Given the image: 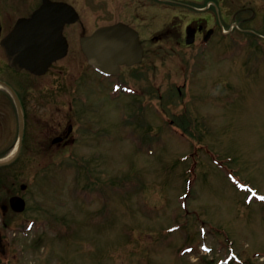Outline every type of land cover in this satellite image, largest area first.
Instances as JSON below:
<instances>
[{
    "label": "rangeland",
    "instance_id": "1",
    "mask_svg": "<svg viewBox=\"0 0 264 264\" xmlns=\"http://www.w3.org/2000/svg\"><path fill=\"white\" fill-rule=\"evenodd\" d=\"M78 64L42 87L43 121L75 124L77 140L35 148L17 264H264V41L226 36L185 80L148 69L142 112L101 85L80 99Z\"/></svg>",
    "mask_w": 264,
    "mask_h": 264
},
{
    "label": "flooded vegetation",
    "instance_id": "2",
    "mask_svg": "<svg viewBox=\"0 0 264 264\" xmlns=\"http://www.w3.org/2000/svg\"><path fill=\"white\" fill-rule=\"evenodd\" d=\"M263 18L264 0H0V161L14 150L17 154L10 163L0 165V264H17L15 250L19 247L13 241L30 221L22 218L33 195L35 148L47 147L45 153L50 154L69 148L77 140L75 124H56L58 119L51 116L43 121L45 114L39 113L41 106L49 107L55 99L49 98L51 92L42 91L43 86L50 89L45 81L48 75L58 83L62 76L66 78L65 69L80 61V99L86 95L82 91L85 84L95 88L96 94H106L110 91L101 89H111L120 82L138 105L147 107L148 69L157 71L159 66L172 63V67L185 68L187 74L186 68L204 64L209 52L226 36L249 32L264 40L257 27ZM26 19L29 25L20 27L19 22ZM111 26H120L115 40L120 46L126 42L128 49L134 47L136 53L131 55L141 60L119 64L120 73L107 76L90 64L85 46L92 41L97 49L100 40L91 38L101 28ZM36 34L41 35L40 44L47 40L54 46L58 41L53 37L59 35L61 49L65 43L67 50L43 74L29 68L36 65ZM181 90L178 94L183 97ZM24 149H28L25 156ZM21 159L26 166H19ZM26 167L29 179L21 183ZM16 196L24 198V212L15 210L12 200Z\"/></svg>",
    "mask_w": 264,
    "mask_h": 264
},
{
    "label": "water",
    "instance_id": "3",
    "mask_svg": "<svg viewBox=\"0 0 264 264\" xmlns=\"http://www.w3.org/2000/svg\"><path fill=\"white\" fill-rule=\"evenodd\" d=\"M39 16V14L37 15ZM23 23V24H22ZM20 24V27L22 26H28L29 21H23ZM120 26H112L107 28L100 29L91 39H99L100 45L97 49H94L92 44L94 42L90 41L92 44H86L85 46V54L87 55L89 62L96 66L100 71H103L105 73H118L119 67L117 65L124 64V63H130L133 64L135 62H138L141 60L140 57H134L132 56L136 52H134L133 49H128L126 42H123L120 46V43L115 40V36L117 35V30ZM19 35H21L19 33ZM127 37V35H126ZM37 43H36V49L34 51V54L36 56V62L35 67H29L34 69L36 72L44 73L49 66L53 63V61L65 56L67 53L66 49H61V42L52 43L43 41L40 44V41H38V34H37ZM60 41V39H59ZM190 42V41H189ZM64 48L66 47L64 43ZM132 54V55H131ZM131 55V56H130ZM5 162H0V164H5ZM18 210L24 209L25 202L23 199L19 198L18 202L16 204L18 205Z\"/></svg>",
    "mask_w": 264,
    "mask_h": 264
}]
</instances>
